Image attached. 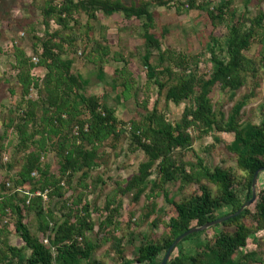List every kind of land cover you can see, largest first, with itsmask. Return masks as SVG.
<instances>
[{"label":"trees","instance_id":"1","mask_svg":"<svg viewBox=\"0 0 264 264\" xmlns=\"http://www.w3.org/2000/svg\"><path fill=\"white\" fill-rule=\"evenodd\" d=\"M174 1H43V36L34 35L31 46L37 63L19 46H15L13 53L20 100L11 109L14 115L5 122L0 136V169L18 168L0 182V264H14L25 249L29 250L25 264H106L90 259L100 244L88 236L96 224L87 193H94L105 184L100 176L93 175L100 166L99 150L108 144L115 148L127 138L130 148L142 151L146 159L131 177L124 183L116 182L106 195V215L98 224L97 233L104 242L116 239L122 197L126 193H132L135 201L147 190L148 197L162 195L171 210L168 219L151 221L153 227L161 225L165 235H141L143 243L132 251V260L120 252L117 240L116 264H156L178 235L235 212L251 197L253 174L264 167V118L258 123L241 119L246 98L236 102L227 114L215 107L213 98L216 87L230 92L232 97L264 69V8L252 13V0H242L244 10L238 15L236 0H219L215 4L210 0H185V4L176 0L179 11L183 5L188 10H201L206 19L201 51L188 54L162 48V39L169 34L165 24H160L158 37L151 36L157 27L150 8L171 6ZM98 12L106 16L120 13L140 21L147 80L158 87L166 109L168 103L185 104L179 119H170L167 110L161 111L155 104L152 109L145 108L139 118L123 121L117 118L114 107L87 90V79L73 70L80 40L76 31L82 14L91 20L96 19ZM52 22L59 28L52 30ZM222 24H226L227 34L220 39L214 32ZM87 28L93 29L89 22ZM255 41L256 55L248 57L245 52ZM204 52L210 54L213 63L209 73L199 70ZM109 53V47L96 40L85 55L104 63ZM117 55V61L124 65L116 68L114 84H104L103 88L110 94L121 85L123 90L116 98L122 94L127 99L135 80L122 54ZM36 66L45 70L41 78L32 74ZM32 89L36 91L35 97L29 96ZM10 130L16 135L13 159L3 163V140ZM191 131L197 132L198 138L213 131L232 134V140L224 147L235 158V169L209 167L194 150ZM49 152L55 156L57 172L45 160ZM187 153L194 159H187ZM153 173L156 178L152 180ZM172 182H179L181 188H197L176 201L166 189ZM54 198L58 199L59 214L49 207ZM252 205L253 210L245 208L235 217L184 237L166 264H264L256 250L242 252L248 237L264 230V187L257 191ZM10 224L24 246L9 244ZM208 231L212 233L208 235ZM185 242L189 245L180 249Z\"/></svg>","mask_w":264,"mask_h":264},{"label":"rangeland","instance_id":"2","mask_svg":"<svg viewBox=\"0 0 264 264\" xmlns=\"http://www.w3.org/2000/svg\"><path fill=\"white\" fill-rule=\"evenodd\" d=\"M43 1L0 0V136L4 131L5 122L10 116L14 115L11 113V109L20 100L16 69L13 66L15 63L13 54L15 46L23 48L26 55L31 57L34 63L38 61V57L33 54L31 46L35 41L34 35L43 36L44 26L41 17ZM123 1L130 3V0ZM210 1L215 4L219 0ZM174 2L171 6H152L150 8L155 15L157 27L151 36L158 37L160 24H165L169 34L162 39V48L171 47L188 54H196L201 51L200 42L206 35L204 12L201 10H188L184 5L183 7L180 6L181 11H179L176 7L178 2L176 0ZM180 2L185 4V0ZM249 6L252 13H255L259 7L264 8V2L263 0H252ZM234 7L239 15L244 10L243 1L236 0ZM87 22L92 26V30L87 28ZM57 28L59 26L52 22L51 29ZM141 32L140 21L135 18L127 19L120 13L106 16L98 12L96 19L91 20H88L87 16L82 14L81 25L76 31L80 40L77 42L73 70L79 71L87 79L88 85L86 88L89 92L115 108L116 116L120 120L129 121L133 118H139L144 113L145 108L152 109L155 104L159 110H167L170 119L177 120L181 116L185 104L168 103L166 109L163 96H159L158 87L147 80L143 60L145 47L142 44ZM214 34L220 39L225 37L227 34L226 24L218 26ZM96 40L109 47L110 53L105 58L104 63L95 62L92 57L88 58L85 55L87 50L93 47ZM84 45H86L85 51ZM257 45V41H255L245 52L248 57L256 55ZM117 54H122L126 60V66L135 80L127 99L122 94L119 99L116 98V94H120L123 90L121 85H118L116 90L110 94H106L103 88L104 84H114L113 78H117L115 76L116 68H121L124 65V62L117 61L119 57ZM201 59L200 72L209 73L213 64L210 54L204 52ZM44 73L45 70L39 66L34 67L32 70V74L39 78ZM11 90L14 93H11ZM29 96L35 97L36 91L32 89ZM243 98H246V102L240 111L241 119L258 123L264 118V69L259 71L256 77L250 79L246 86L236 91L232 97L230 92L222 91L216 87L213 104L227 114L232 106ZM191 134L194 136V150L204 158L209 167L222 166L235 169V158L224 147L226 143L232 140V134L213 131L200 138L197 137L195 131H191ZM3 141L5 150L2 152V162L9 163L13 159L11 154L16 142V135L10 130ZM129 141L127 138L126 141H120L115 148L108 144L99 150L101 156L100 166L93 171V175L100 176L105 184L99 186L94 193H87V199L91 203L92 219L96 224L94 231L89 233L88 236L92 241L97 240V243L100 244V248L91 254L90 259L103 260L106 264H116L114 262L116 253L114 243L117 240H120V252H123L128 259L132 260V251H136L143 243L141 235L163 237L165 229L161 225L153 227L151 221L154 219H168L171 210L162 195L155 198L148 197L149 191L147 190L135 201L132 193H126L122 197V209L118 218L119 226L115 231L116 239L104 242L101 235L97 233V226L106 215L104 209L106 195L116 186V182L124 183L126 179L131 177L137 171L139 163L146 159L142 151L130 148ZM186 158L194 159L191 153H187ZM45 160L51 165V170L57 172L56 159L52 152L45 156ZM17 168L14 167L12 170L0 169V182L5 181V178L9 177ZM155 178L156 174L153 173L151 179ZM262 187H264V170L259 174L257 191ZM196 188L195 185H186L181 188L179 182L166 185L169 196L176 201L183 200ZM241 196L243 197V194ZM252 204L249 206L251 210H253ZM57 205V198L50 201L49 207L55 214H59L58 208H56ZM25 216L28 218L27 214ZM30 226L34 231V226L31 224ZM9 229L11 231L8 237L9 244L16 247L24 246V242L15 233L12 224L9 225ZM211 233V231H208V235ZM39 237L42 238L41 235ZM188 245L189 242H185L179 248L182 249ZM251 250H256L264 259V230L248 237L247 245L242 249V252ZM28 254L29 250L25 249L22 256L14 260V264H25V258Z\"/></svg>","mask_w":264,"mask_h":264},{"label":"water","instance_id":"3","mask_svg":"<svg viewBox=\"0 0 264 264\" xmlns=\"http://www.w3.org/2000/svg\"><path fill=\"white\" fill-rule=\"evenodd\" d=\"M264 170V167L262 168H258L254 174H253V178H252V182H251V197L246 200L235 212L231 213V214H227L224 216H221L219 218H216L215 220L209 221L203 225L200 226H194L189 228L188 230L184 231L183 233H181L180 235H178L173 241L172 243L169 245V247L167 248L162 260L156 264H166L174 249L176 248V246L179 244V242L186 237L187 235L194 233V232H199V231H204L209 229L210 227L219 224L223 221H226L232 217L237 216L239 213H241L245 208H248L252 203L255 202L256 200V196H257V181H258V176L260 174L261 171Z\"/></svg>","mask_w":264,"mask_h":264},{"label":"built area","instance_id":"4","mask_svg":"<svg viewBox=\"0 0 264 264\" xmlns=\"http://www.w3.org/2000/svg\"><path fill=\"white\" fill-rule=\"evenodd\" d=\"M33 175H35V173H33ZM45 197V196H44ZM44 242L46 243L47 242V240H44Z\"/></svg>","mask_w":264,"mask_h":264}]
</instances>
